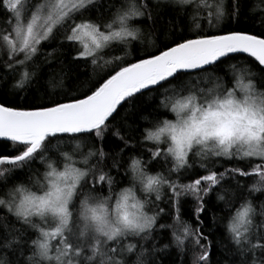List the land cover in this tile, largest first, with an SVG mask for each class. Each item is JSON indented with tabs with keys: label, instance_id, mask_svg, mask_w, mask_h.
Here are the masks:
<instances>
[{
	"label": "snow or ice",
	"instance_id": "snow-or-ice-1",
	"mask_svg": "<svg viewBox=\"0 0 264 264\" xmlns=\"http://www.w3.org/2000/svg\"><path fill=\"white\" fill-rule=\"evenodd\" d=\"M253 13L264 0H0V142L17 145L0 152V264H164L168 228L193 264L214 247L215 264H264V32L229 26ZM196 14L216 31H193ZM145 32L165 38L142 47ZM116 51L87 90L48 91L46 69ZM193 76L210 86L182 88ZM148 93L151 120L117 122Z\"/></svg>",
	"mask_w": 264,
	"mask_h": 264
},
{
	"label": "trees",
	"instance_id": "trees-1",
	"mask_svg": "<svg viewBox=\"0 0 264 264\" xmlns=\"http://www.w3.org/2000/svg\"><path fill=\"white\" fill-rule=\"evenodd\" d=\"M224 23H227V21H225ZM187 24L190 26V28L193 31L198 30L195 27L196 24H199L205 32L216 31V29H213L208 25L207 19H205L202 15L199 14H196L195 18L190 16L187 20ZM229 26L233 29H237V30L247 29L250 32H256L259 34L260 32H264V19H262L259 14L253 13L250 14L247 18L242 17L238 22L232 21ZM164 38L165 37L162 34L153 35L145 32V34L142 37L141 46L150 47L154 42L158 43L159 40ZM116 55H123V53L116 51L114 53L104 56L102 59H99L96 65H91L89 63L87 67H84L83 65H79L77 67L69 68L67 65H65L62 71L59 66L55 70L46 69V71H48L49 74L48 78L50 81L46 85V87L50 93L53 94L59 93L60 96H63L66 93L68 97H74L78 95L80 92L87 90V88H89L95 80L99 79L101 76H104L105 73L110 72L112 69V65L105 63V61L111 60L112 56H116ZM240 55L244 56L245 54H240ZM231 63H235L236 67L234 69L230 67L225 68V71H227L229 74H232L234 72L246 73L248 71H252V72L257 71V69L254 66L248 65L243 62L232 61ZM223 74H224L223 72L219 73V75H223ZM209 86L210 85L208 83L203 82L202 78L193 76L187 79L181 87L184 89L195 90L199 88H206ZM21 95L23 96L28 94L22 93ZM54 98H58V97L54 96ZM15 103L23 106L29 103V101L16 100ZM155 103H157V100L155 99L154 95L152 93H148L147 96L143 98V105H144L143 111L137 109L136 107L128 106L126 110L125 109L120 110V115L117 117V122L119 123L123 121L126 122L127 125H133V126L136 124L145 125L146 120L152 119V116L150 115L151 108L149 106H152ZM160 110L164 111V109H160ZM148 146H151L150 143ZM53 147L54 150L59 149L61 151H72V150L84 151V152L88 151V148L84 144H81L80 147L77 148L75 142H72L71 145L68 146L65 142L54 141ZM105 147L106 148L111 147V145L106 144ZM16 148L17 145L13 144L12 142L9 141L0 142V152L11 154L13 150ZM37 165L39 166V162H37ZM150 174H154V173H150ZM118 190L119 189H117V191ZM256 195H259V193H256ZM212 199L213 200L215 199L214 194L212 196ZM194 206H195L194 204H186L183 210V217H182V219L191 221L193 226H195V221L192 219V211ZM222 206L223 205L221 204V207ZM209 208H211V205H209ZM216 215L219 218L222 215V213L217 211ZM211 216H212L211 211L206 212L202 216V219L205 222L203 231L206 234L210 235V239L216 240L221 236L222 229L217 228V226L212 223ZM163 222L168 224L174 223L173 220L171 219ZM160 231L163 232V235L162 238L158 239L157 246L159 247L163 244L171 245L168 249H165L163 253L159 254L164 256V264H172V261H176L177 264H179L181 259H183L184 264H193L194 253L195 251H197L194 245H192L190 241L186 240L184 246L177 247L171 235L173 228H168L166 231L165 230H160ZM212 256H213V262L215 264V261L220 259V253L215 247L212 250Z\"/></svg>",
	"mask_w": 264,
	"mask_h": 264
},
{
	"label": "water",
	"instance_id": "water-1",
	"mask_svg": "<svg viewBox=\"0 0 264 264\" xmlns=\"http://www.w3.org/2000/svg\"><path fill=\"white\" fill-rule=\"evenodd\" d=\"M246 55V54H245ZM10 142V141H9Z\"/></svg>",
	"mask_w": 264,
	"mask_h": 264
},
{
	"label": "rangeland",
	"instance_id": "rangeland-1",
	"mask_svg": "<svg viewBox=\"0 0 264 264\" xmlns=\"http://www.w3.org/2000/svg\"><path fill=\"white\" fill-rule=\"evenodd\" d=\"M87 42V41H86Z\"/></svg>",
	"mask_w": 264,
	"mask_h": 264
}]
</instances>
